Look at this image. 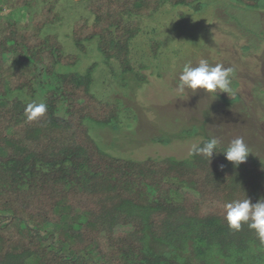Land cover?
I'll list each match as a JSON object with an SVG mask.
<instances>
[{"label":"trees","instance_id":"obj_1","mask_svg":"<svg viewBox=\"0 0 264 264\" xmlns=\"http://www.w3.org/2000/svg\"><path fill=\"white\" fill-rule=\"evenodd\" d=\"M38 1L0 0V264H264V241L247 224L230 229L223 207L264 198V162L248 156L234 167L224 145L210 162L123 157L113 138L108 146L91 134L121 132L120 99L91 92L97 63L75 68L91 47L112 79L137 77L148 68L133 67L139 19L164 8L199 13L214 0H86L92 20L79 17L65 36L73 52L43 32L63 21L60 0ZM228 1L264 13V0ZM161 45L149 40L152 57ZM41 102L46 113L28 120L26 106ZM203 138L197 145L212 139Z\"/></svg>","mask_w":264,"mask_h":264},{"label":"rangeland","instance_id":"obj_2","mask_svg":"<svg viewBox=\"0 0 264 264\" xmlns=\"http://www.w3.org/2000/svg\"><path fill=\"white\" fill-rule=\"evenodd\" d=\"M38 5L42 7L41 0ZM85 6L86 0H60L56 10L63 21L43 31L59 35L58 40L66 52L74 51L65 37L73 21L81 16L92 20ZM241 8L228 0H214L199 13L182 8L186 15L182 12L177 15L180 8H164L151 18H140L141 31L131 43V56L136 70L139 71L141 61L148 68L140 70L137 77L116 74L113 76L115 84L94 49L88 47L85 55L79 53L76 71L82 72L92 63L98 64L91 92L103 101L120 99L123 113L121 132L112 135L109 129H97L91 134H100L108 146L113 138L112 145L120 150L117 153L136 161L185 159L203 136L215 137L218 145L224 146L242 137L250 151L248 156L264 162V13ZM6 12L4 7L3 13ZM150 39L162 44L156 58L149 50ZM200 59L213 66L220 63L234 69L231 91L227 95L232 101L236 100L235 103L226 104L218 92L206 94L197 90L193 93L186 89L179 94L175 91L183 65L191 62L197 66ZM111 62L114 70H119V65ZM233 82L236 84L232 85ZM234 96L236 99L232 98ZM87 123L93 129L92 123ZM118 125L113 124L115 128ZM116 230L127 229L118 227ZM219 261L225 264L224 258ZM192 262L204 264L202 260Z\"/></svg>","mask_w":264,"mask_h":264},{"label":"clouds","instance_id":"obj_3","mask_svg":"<svg viewBox=\"0 0 264 264\" xmlns=\"http://www.w3.org/2000/svg\"><path fill=\"white\" fill-rule=\"evenodd\" d=\"M234 69L224 67L217 63L214 66L205 59H200L197 66L191 62L185 63L181 69L179 80L175 91L179 94L186 89L196 93L203 90L206 94L229 93L231 91V76ZM47 111L45 103H30L25 108L28 120H34L43 116ZM219 144L217 138L204 142L202 145H193L189 155H203L210 159L216 154ZM225 159L238 167L244 163L250 154L249 148L242 137H237L230 141L228 147L223 152ZM224 219L228 227L239 231L242 224L256 232L258 237L264 241V198H260L256 203H252L249 198L236 200L224 204Z\"/></svg>","mask_w":264,"mask_h":264}]
</instances>
